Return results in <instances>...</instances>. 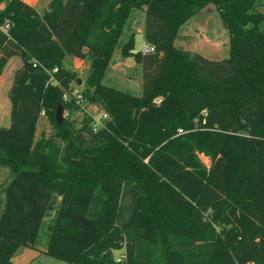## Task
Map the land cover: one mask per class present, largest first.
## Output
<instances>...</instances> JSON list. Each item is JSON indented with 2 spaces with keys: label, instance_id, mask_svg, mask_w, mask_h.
Returning <instances> with one entry per match:
<instances>
[{
  "label": "trees",
  "instance_id": "obj_1",
  "mask_svg": "<svg viewBox=\"0 0 264 264\" xmlns=\"http://www.w3.org/2000/svg\"><path fill=\"white\" fill-rule=\"evenodd\" d=\"M209 6L230 37L223 60L176 47L180 28ZM258 7L259 0H49L40 15L23 0H0V77L11 59L22 62L9 91L10 126L0 128V167L13 174L0 196V264L35 247L55 193L63 200L46 254L67 264H118L122 249L125 264H264ZM135 10L144 11V39L155 49L133 53L132 35L121 50L141 66L140 97L102 83ZM68 56L91 58L83 101L109 116L98 133L88 117L80 127L56 122L59 106L79 109L64 99L78 80L64 66ZM45 69H57L53 81ZM42 113L55 134L35 142Z\"/></svg>",
  "mask_w": 264,
  "mask_h": 264
},
{
  "label": "rangeland",
  "instance_id": "obj_2",
  "mask_svg": "<svg viewBox=\"0 0 264 264\" xmlns=\"http://www.w3.org/2000/svg\"><path fill=\"white\" fill-rule=\"evenodd\" d=\"M39 1L40 3L36 7L38 13L42 15L47 9L49 0ZM257 10L264 15V0H259ZM144 24V11H133L102 82L104 85L134 97H140L142 93V69L134 57L124 56L121 50L130 37L135 35L133 53L137 54L140 52L145 43V39L141 35L144 32ZM179 35L180 37L176 41V47L178 48L189 51L192 54L202 55L210 60H223L229 57L230 37L221 20L220 14L214 6L207 7L187 21L180 28ZM74 59L68 56L65 59L64 66L67 70L74 72L78 79L82 80L81 86L73 84V89L79 91L83 96L91 58L86 59L82 63H76ZM21 66V60L19 58H13L0 77V128H8L10 126L11 103L9 91L13 83L14 75ZM102 113L106 112L99 106L88 104L86 107L79 106V109L72 113L63 112V118L64 121H76V125L80 127L81 122L86 117H89L88 115L99 119ZM179 131L178 133L182 134V131ZM54 134L55 131L51 123L46 117L42 116L39 121L35 142H39L42 138L46 140L52 139ZM202 161L207 167L210 165L208 159L202 158ZM12 178L13 174L10 169L0 167V196L2 198L4 197L3 189L9 184ZM62 200V195L58 193L54 194V208L47 214L43 222L37 244L33 248H19L12 259V264H67L46 254L48 237L50 235L49 227L54 225L56 211L60 207ZM123 252V249L115 251L114 257L116 259L119 258Z\"/></svg>",
  "mask_w": 264,
  "mask_h": 264
},
{
  "label": "built area",
  "instance_id": "obj_3",
  "mask_svg": "<svg viewBox=\"0 0 264 264\" xmlns=\"http://www.w3.org/2000/svg\"><path fill=\"white\" fill-rule=\"evenodd\" d=\"M9 29V26L6 25L5 27H3V30L6 32L7 30ZM155 52V49L153 47H151L150 45H148L146 42L143 44L142 46V49L140 50V53L143 54V55H148V54H152ZM39 64L37 62H34L33 63V67H37ZM45 71L51 76V80L53 81L54 78H53V74L55 72H57V69H55L54 71H48L45 69ZM64 99L65 101L67 102L68 100L70 99H75L76 100V103L78 106H83V107H86L87 105L84 104V99H83V96L81 95V93L77 90H72L71 93H68V94H65L64 96ZM44 113L41 114V116L44 117ZM91 120V127L93 129V132L94 133H98L99 131L103 130L106 128V121L109 120V116L108 114L106 113H102L101 117L99 119L91 116V115H88ZM181 132V130L179 131ZM125 261H126V255L123 253L119 258H117V263L118 264H125Z\"/></svg>",
  "mask_w": 264,
  "mask_h": 264
},
{
  "label": "water",
  "instance_id": "obj_4",
  "mask_svg": "<svg viewBox=\"0 0 264 264\" xmlns=\"http://www.w3.org/2000/svg\"><path fill=\"white\" fill-rule=\"evenodd\" d=\"M81 84H82V80L81 79H78L77 80V85L78 86H81ZM55 118H56V122L58 123V125H62L64 123L63 108H62V106H59L58 107V109L56 111Z\"/></svg>",
  "mask_w": 264,
  "mask_h": 264
},
{
  "label": "crops",
  "instance_id": "obj_5",
  "mask_svg": "<svg viewBox=\"0 0 264 264\" xmlns=\"http://www.w3.org/2000/svg\"><path fill=\"white\" fill-rule=\"evenodd\" d=\"M23 1H25L28 5H30V6H32L33 8H35L36 10H37V7H36V5H38L39 3H40V1L39 0H23ZM2 7H4V6H2ZM48 7V6H47ZM142 36H143V38H144V35H143V33L141 34ZM12 60V59H11ZM10 60V61H11ZM9 61V62H10ZM74 61L76 62V63H79V62H84L85 60H83V61H81V60H78V59H74ZM90 66V65H89ZM4 73V72H3Z\"/></svg>",
  "mask_w": 264,
  "mask_h": 264
}]
</instances>
